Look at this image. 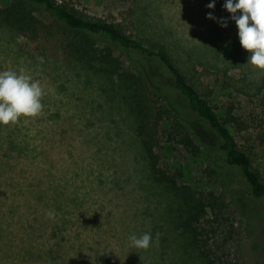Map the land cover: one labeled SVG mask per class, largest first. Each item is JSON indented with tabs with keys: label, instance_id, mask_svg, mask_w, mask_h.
<instances>
[{
	"label": "rangeland",
	"instance_id": "1",
	"mask_svg": "<svg viewBox=\"0 0 264 264\" xmlns=\"http://www.w3.org/2000/svg\"><path fill=\"white\" fill-rule=\"evenodd\" d=\"M11 1L0 0V8ZM57 1L89 18L115 21L148 46L166 47L220 113L232 108L246 122L245 129L236 125L234 131L264 179L259 139L264 134V70L246 63L250 53L240 44L224 0H216L214 9L206 6L210 0ZM207 12L216 19L207 18ZM35 14L45 24L36 38L0 22V71L23 69L45 92L38 114L0 124V264H57L51 249L62 240L71 253L58 264H206L180 224L181 198L155 180L137 132L134 90L119 70L138 68L203 144L195 155L169 142L168 120L159 129V166L197 196H226L232 214L220 222L236 231L224 235L231 242V258L264 264L262 225L249 227L241 211L250 205L249 191L241 181L229 182V172L209 173L219 139L191 111L170 74L154 59L70 30L42 10ZM110 49L121 69L103 57ZM222 163L215 166L222 169ZM230 193L242 209L230 202ZM144 232L152 233L151 246L133 247L129 235Z\"/></svg>",
	"mask_w": 264,
	"mask_h": 264
},
{
	"label": "trees",
	"instance_id": "2",
	"mask_svg": "<svg viewBox=\"0 0 264 264\" xmlns=\"http://www.w3.org/2000/svg\"><path fill=\"white\" fill-rule=\"evenodd\" d=\"M39 10L46 12L52 19L63 23L70 30L82 32L92 38H101L123 50L156 60L159 66L170 74L174 88L186 100L191 111L203 120L209 131L219 139L216 145L217 157L209 152V156L211 154L210 157H212L209 173L220 176L227 175L226 173L229 172L227 175L229 182L238 180L245 184L251 199L250 205L245 203L243 208L245 210H243L236 203L238 198L232 193H230V202L235 203L248 216L249 227L252 228L256 222H259L264 232V179L260 171L254 167L251 156L241 147L234 131L236 125L241 130L245 129L247 124L243 118L237 116L232 108L225 113H220L209 95L195 86L175 63L166 47L146 45L115 21L89 18L67 3L57 0H12L7 6L0 8V22L13 28L17 33L36 38L44 31L45 25L44 21L35 14ZM90 45H92L91 41L87 40L85 47ZM83 47L81 45L78 49L82 50ZM85 51V55L90 56V50ZM111 51V49L108 50L103 57L109 63H113L117 69H121L119 60L112 57ZM119 71L121 77L134 90L138 115L137 132L149 157L153 176L157 182L166 183L181 198L180 224L189 234L193 247L202 254L206 264H239L231 258L229 238H224L227 233H230L231 237L236 231L220 222L222 218L228 219V216L232 214L226 196L216 195L213 192H203L197 196L196 190L190 186L181 185L177 179L171 178L159 166L158 147L161 125H168L166 121L170 120L172 124L165 129L168 130V141L177 142L195 155L202 152L203 145L196 138L197 134L192 132L184 118L165 102L167 98L163 91L142 68L140 70L138 68V72L126 69ZM259 139L261 145H264V134ZM220 160L223 161L222 169L215 166L220 164ZM56 246L57 249H51V261L57 264L66 263V257L71 252L66 250L64 240L59 241ZM53 254L59 255V258L53 257ZM80 264L94 263L90 261L89 263L80 262Z\"/></svg>",
	"mask_w": 264,
	"mask_h": 264
},
{
	"label": "clouds",
	"instance_id": "3",
	"mask_svg": "<svg viewBox=\"0 0 264 264\" xmlns=\"http://www.w3.org/2000/svg\"><path fill=\"white\" fill-rule=\"evenodd\" d=\"M215 5L216 0H210L206 6L214 9ZM222 6L232 14L230 19L237 26L240 44L250 53L246 63L264 70V0H224ZM206 16L216 19L213 12H207ZM221 26L227 27V23L222 22ZM43 95L40 81L23 69L0 71V124L15 122L22 115L38 114L43 107ZM47 215L51 217L54 212L49 211ZM129 240L133 247L147 249L153 242V235L150 232L131 233Z\"/></svg>",
	"mask_w": 264,
	"mask_h": 264
}]
</instances>
